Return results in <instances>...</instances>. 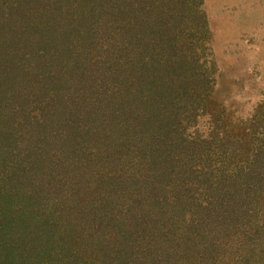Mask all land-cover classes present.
<instances>
[{"label": "trees", "instance_id": "obj_1", "mask_svg": "<svg viewBox=\"0 0 264 264\" xmlns=\"http://www.w3.org/2000/svg\"><path fill=\"white\" fill-rule=\"evenodd\" d=\"M197 4L0 0V264H264V103Z\"/></svg>", "mask_w": 264, "mask_h": 264}, {"label": "rangeland", "instance_id": "obj_2", "mask_svg": "<svg viewBox=\"0 0 264 264\" xmlns=\"http://www.w3.org/2000/svg\"><path fill=\"white\" fill-rule=\"evenodd\" d=\"M200 7L221 94L247 120L264 103V0H200Z\"/></svg>", "mask_w": 264, "mask_h": 264}, {"label": "water", "instance_id": "obj_3", "mask_svg": "<svg viewBox=\"0 0 264 264\" xmlns=\"http://www.w3.org/2000/svg\"><path fill=\"white\" fill-rule=\"evenodd\" d=\"M196 12L198 13V15L201 17V19L204 21V25H205V29H206V35H207V41H206V50L208 52V54H211V50H212V45H211V41L209 39V37L211 36V34L209 33V28H208V22L206 19V15L204 13V10L202 7L199 6V4H197L196 8H195Z\"/></svg>", "mask_w": 264, "mask_h": 264}]
</instances>
